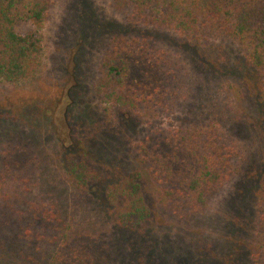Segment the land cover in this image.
<instances>
[{"label":"trees","instance_id":"obj_1","mask_svg":"<svg viewBox=\"0 0 264 264\" xmlns=\"http://www.w3.org/2000/svg\"><path fill=\"white\" fill-rule=\"evenodd\" d=\"M107 1L121 20L108 32L92 87L104 119L64 111L68 139L55 129L54 116L44 118L51 107L35 110L46 125L28 122L22 110L28 103L0 111V264H167L163 256L192 245L188 229L172 240L169 231L188 218L192 231L225 184H233L220 213L228 220L212 239H198L196 257L179 253L174 264H264V0ZM51 3L0 0V80L25 82L38 70ZM89 14L83 12L86 28L94 21ZM195 35L229 38L244 52L243 66L253 77L226 83L244 114L231 110L227 119L218 114L220 120L181 126L161 139L146 133L131 140L124 121L138 109L145 117L167 112L179 89L165 101L166 87L152 76L151 63L125 53L164 54L159 44L166 37L178 42ZM149 87L154 99L146 95ZM72 96L68 101L76 104ZM113 108L128 140L122 152L145 169L149 190L140 168L101 163L106 141L100 133ZM238 204L247 206L250 222L229 210Z\"/></svg>","mask_w":264,"mask_h":264},{"label":"rangeland","instance_id":"obj_2","mask_svg":"<svg viewBox=\"0 0 264 264\" xmlns=\"http://www.w3.org/2000/svg\"><path fill=\"white\" fill-rule=\"evenodd\" d=\"M85 10L89 11V17L94 20L91 28L83 26L86 21L83 15ZM120 20L121 17L110 8L107 0H52L40 30L38 70L25 82L9 83L0 80V111L10 108L12 104L13 108H21L28 103L30 107L27 109V105L22 109L26 111L25 118L28 122L45 124L42 116L35 110L37 106L45 109L51 107L44 118L50 120L54 116L55 129L68 139L70 123L64 120V111L72 108L75 112H86L90 121H95L96 113L98 118L104 119L103 115L99 114L101 104L98 105L92 87L98 75V63L107 50L108 32L119 28ZM169 37H166L168 42L164 40L159 44V49L163 50L164 54L150 50L147 58L145 54L125 53L129 56L128 59L134 57L139 63H145V60L151 63L152 76L159 79L158 83L164 82L166 87L165 101L170 102L173 98L172 90L176 87L179 89L177 99L172 108L169 105L170 110L167 112L156 111V115L150 113V116L145 117L138 109L133 120L124 121L127 137H131L133 141L146 133L151 139H161V136H166L171 130L181 126L212 123L220 120L217 118L218 114L227 119L231 110H238L240 117L244 114L243 103L240 102V106L235 105L238 102L233 93L234 87L228 89L226 85L227 82L234 83L237 78L253 77L243 66L245 54L240 46L235 41L220 36L202 39L201 36L195 35L190 38L183 37L181 40L176 37L178 42L173 41V36ZM170 44L174 48H171ZM77 48L81 50V57L76 56ZM71 72L76 73L75 77ZM68 94H72L73 99L76 98V104L73 101L69 103ZM146 95H150L152 99L156 97L153 87L148 88ZM11 101L13 103H10ZM151 101L150 99L149 102ZM112 110L113 119L106 121V126L100 133L105 136L106 141L102 150L104 152L100 154L101 163L111 168H140L137 160L122 152L128 140L121 124L116 122L120 120L118 114L114 108ZM220 128L225 130V126ZM140 170L149 190L147 172L143 168ZM231 186L233 184L223 185L208 202L205 211L198 214L197 223L200 222L201 226H197V223L196 226L201 229L200 232H195L196 226L191 231L193 225L189 218L175 230L169 231L168 239L172 240L175 232L188 229V240L192 243L180 244L178 249L174 250V255L190 252L189 254L196 257L195 253L200 245L202 246L198 239L208 237L209 240L217 234L221 220H228L227 217H220V213L225 210V198ZM246 207L243 204L240 207L238 204L229 210L239 214L240 219L250 222L251 216L243 213ZM229 233L231 235L230 231ZM236 240L240 245L245 243L244 238L240 236H237ZM174 255L170 252L163 256L167 264H174Z\"/></svg>","mask_w":264,"mask_h":264}]
</instances>
